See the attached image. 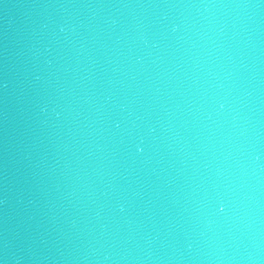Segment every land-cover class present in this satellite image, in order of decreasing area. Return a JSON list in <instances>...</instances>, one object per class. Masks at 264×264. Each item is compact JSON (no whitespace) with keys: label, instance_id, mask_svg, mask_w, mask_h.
I'll return each mask as SVG.
<instances>
[{"label":"water","instance_id":"1","mask_svg":"<svg viewBox=\"0 0 264 264\" xmlns=\"http://www.w3.org/2000/svg\"><path fill=\"white\" fill-rule=\"evenodd\" d=\"M0 264H264V0H0Z\"/></svg>","mask_w":264,"mask_h":264}]
</instances>
